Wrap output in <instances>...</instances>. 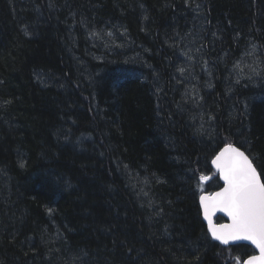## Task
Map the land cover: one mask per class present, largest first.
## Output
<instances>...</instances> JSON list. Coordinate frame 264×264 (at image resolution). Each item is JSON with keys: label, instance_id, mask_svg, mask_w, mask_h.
Here are the masks:
<instances>
[{"label": "trees", "instance_id": "1", "mask_svg": "<svg viewBox=\"0 0 264 264\" xmlns=\"http://www.w3.org/2000/svg\"><path fill=\"white\" fill-rule=\"evenodd\" d=\"M225 145L264 182V0H0V264H244Z\"/></svg>", "mask_w": 264, "mask_h": 264}, {"label": "snow or ice", "instance_id": "2", "mask_svg": "<svg viewBox=\"0 0 264 264\" xmlns=\"http://www.w3.org/2000/svg\"><path fill=\"white\" fill-rule=\"evenodd\" d=\"M212 164L224 183L220 191L207 194L202 191L199 198L208 232L213 240L224 245L248 241L259 255L249 256L244 264H264V182L261 174L249 156L232 145L224 147ZM199 179L203 184L210 177L201 175ZM217 211L225 213L231 222L216 225L213 216ZM237 264H240L238 257Z\"/></svg>", "mask_w": 264, "mask_h": 264}, {"label": "water", "instance_id": "3", "mask_svg": "<svg viewBox=\"0 0 264 264\" xmlns=\"http://www.w3.org/2000/svg\"><path fill=\"white\" fill-rule=\"evenodd\" d=\"M233 147H236V148H238L236 145H232ZM240 151H243V150H241L240 148H238ZM244 152V151H243ZM245 153V152H244ZM245 155H247L246 153H245ZM250 158V157H249ZM251 159V158H250ZM253 162V161H252ZM254 164V163H253ZM255 166V165H254ZM212 167H213V169H215V167L213 166V164H212ZM256 167V166H255ZM216 170V169H215ZM257 172H258V170H257ZM218 173V172H217ZM259 173V172H258ZM218 175H219V173H218ZM221 180V179H220ZM261 180H262V178H261ZM221 182L222 183H224L223 182V180H221ZM262 182H263V180H262ZM221 189H219L218 191H220ZM206 194V193H205ZM202 215H203V212H202ZM223 217L224 219H226V222H224V223H221V224H229L231 221H230V219H229V217L225 214V213H223V212H219V211H217L216 213H215V215L213 216V222L216 224V225H220V224H217L216 223V219H217V217ZM203 220H204V218H203ZM204 222H205V224L207 225V228H208V224H207V221L206 220H204ZM210 234V233H209ZM210 236H211V234H210ZM212 238V237H211ZM215 241V240H214ZM216 242H218V243H220L219 241H216ZM250 244L248 241H243V240H241V241H235V242H230L228 245H224V244H221V245H223V246H234V245H237V244ZM253 248H254V246H253ZM255 249V248H254ZM257 252H258V250L257 249H255ZM257 255H259V252H258V254Z\"/></svg>", "mask_w": 264, "mask_h": 264}, {"label": "rangeland", "instance_id": "4", "mask_svg": "<svg viewBox=\"0 0 264 264\" xmlns=\"http://www.w3.org/2000/svg\"><path fill=\"white\" fill-rule=\"evenodd\" d=\"M225 146H227V145H225ZM202 211V210H201ZM202 217H203V215H202ZM204 221V220H203ZM224 222H226V219H223L222 221H217L216 223L217 224H221V223H224ZM207 226V225H206ZM207 230H208V228H207Z\"/></svg>", "mask_w": 264, "mask_h": 264}, {"label": "bare ground", "instance_id": "5", "mask_svg": "<svg viewBox=\"0 0 264 264\" xmlns=\"http://www.w3.org/2000/svg\"><path fill=\"white\" fill-rule=\"evenodd\" d=\"M222 149H223V148H222ZM218 154H219V153H218ZM218 154H217V155H218ZM211 164H212V163H211ZM206 194H207V193H206ZM245 245H248V246H250V247H253L251 244H246V243H245ZM253 249H254V248H253ZM254 251L256 252V254H255V255H257V254H258V252H257L255 249H254Z\"/></svg>", "mask_w": 264, "mask_h": 264}, {"label": "clouds", "instance_id": "6", "mask_svg": "<svg viewBox=\"0 0 264 264\" xmlns=\"http://www.w3.org/2000/svg\"><path fill=\"white\" fill-rule=\"evenodd\" d=\"M218 243V242H217ZM235 246V245H234ZM230 247H232V246H230Z\"/></svg>", "mask_w": 264, "mask_h": 264}]
</instances>
